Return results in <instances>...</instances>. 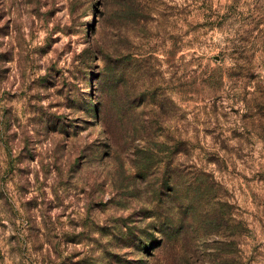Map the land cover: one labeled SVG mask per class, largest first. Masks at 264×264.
<instances>
[{
    "label": "rangeland",
    "instance_id": "1",
    "mask_svg": "<svg viewBox=\"0 0 264 264\" xmlns=\"http://www.w3.org/2000/svg\"><path fill=\"white\" fill-rule=\"evenodd\" d=\"M0 264H264V0H0Z\"/></svg>",
    "mask_w": 264,
    "mask_h": 264
}]
</instances>
